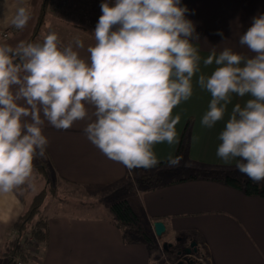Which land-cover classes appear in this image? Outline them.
<instances>
[{"label":"clouds","instance_id":"clouds-1","mask_svg":"<svg viewBox=\"0 0 264 264\" xmlns=\"http://www.w3.org/2000/svg\"><path fill=\"white\" fill-rule=\"evenodd\" d=\"M100 7L87 59L76 50L84 47L79 38L65 45L52 31L15 46L0 37V194L32 186L33 161L49 144L46 123L68 130L88 120L84 134L108 159L130 172L157 167L154 145L178 142L173 110L192 97L194 77L211 94L202 126L228 116L217 157L264 182V14L239 38L252 56L213 48L202 58L181 0H104ZM30 19V6L19 0L12 27L23 30ZM201 64L215 67L206 75ZM233 96L250 98L229 113ZM182 159L169 155L165 163L175 168Z\"/></svg>","mask_w":264,"mask_h":264},{"label":"crops","instance_id":"crops-1","mask_svg":"<svg viewBox=\"0 0 264 264\" xmlns=\"http://www.w3.org/2000/svg\"><path fill=\"white\" fill-rule=\"evenodd\" d=\"M25 2L30 6L33 0ZM18 3L19 0H0V37L7 39L20 31L11 25ZM90 3L95 9L101 5L93 0ZM181 6L189 9L186 18L194 23L199 34V40L193 43L202 58L213 48L217 54L231 48L246 56L253 55L246 46L240 45L239 38L251 26L254 16L264 14V0H181ZM90 15V10L85 12L86 19L90 20ZM9 29L13 30L4 37L3 31ZM217 31L223 32V38L215 34ZM74 38L83 42L84 47L76 50L87 59V48L95 43L93 35L76 34ZM201 67L209 75L215 65L204 68L201 64ZM197 78L193 79L192 97L173 110V116L180 117L176 125L178 142L156 144L153 150L161 162L166 161L169 155L176 156L186 135L189 137L187 166L233 169L236 161L225 164L216 155L221 143L218 135L228 116L211 129L202 126L201 119L211 94L199 89ZM249 98L233 96L228 112L236 103L243 105ZM88 122H76L68 130L45 124L44 135L49 140L46 155L54 176L81 186L124 185L131 172L108 159L87 139L83 129ZM135 189L138 206L130 203L134 209L138 207L140 217L152 230L153 223L162 220L167 233L195 239L207 257V264H264V197L250 196L207 179L182 181L153 190ZM27 202L30 201L26 198L23 201L17 190L0 194V264H7V258L2 256L5 238L11 234ZM48 218V241L36 256L39 264H154L147 245L125 243L121 231L105 217L58 214Z\"/></svg>","mask_w":264,"mask_h":264},{"label":"rangeland","instance_id":"rangeland-1","mask_svg":"<svg viewBox=\"0 0 264 264\" xmlns=\"http://www.w3.org/2000/svg\"><path fill=\"white\" fill-rule=\"evenodd\" d=\"M98 1L100 3L103 2V0ZM90 2L91 0H52L45 22L38 26L42 0H33L30 4L31 19L29 20L27 27L17 33H12L10 38H7L6 40L15 46L18 42L27 41L35 34L37 40L42 42L43 37L48 32L52 31L58 34V37L63 44H68L75 39L74 37H76V34L88 36V34L93 33L98 19L102 15L100 7L95 9L91 6ZM110 4L114 3L111 2ZM89 10L92 12V15L89 16L90 20L86 19L85 16V12ZM82 29L84 31H82ZM187 162V158H183L180 165L185 167ZM48 166L47 155L35 159L33 161L34 179L31 181L32 186L28 187L25 185L22 188L17 189V192L25 195L27 201H31L37 193L46 189L48 191V197L45 200V212L49 216L64 214L68 216L92 215L103 217L106 214L109 204L119 199H127L129 203L131 202L134 206H138L135 188L137 187L140 189L137 183V179L142 175L140 173L136 174L134 171L130 173L128 181L131 182L132 186L128 187V183H124V185H122V183L110 187L81 186L55 177L52 169ZM44 170L47 172L46 174L44 173ZM232 170L234 176L239 178L244 177L235 166ZM44 174L47 175V177ZM137 208L138 207L134 210L139 214ZM15 235H17V232L13 227L11 234L9 233L5 238V243L8 239H14L16 237ZM175 237L176 235H174V233L166 232L160 238V248L152 253L154 264H176L178 262L177 258L169 256V254L163 249V241L173 242L175 241ZM183 238L184 240H190V237L187 236H183ZM25 246L33 253V256H37L38 253L44 249V246L37 249H33L28 244ZM5 250L6 248L4 244L2 250V256L4 257H6L4 254ZM199 251L201 255L199 256L198 264H207L206 255L202 250L199 249Z\"/></svg>","mask_w":264,"mask_h":264},{"label":"trees","instance_id":"trees-1","mask_svg":"<svg viewBox=\"0 0 264 264\" xmlns=\"http://www.w3.org/2000/svg\"><path fill=\"white\" fill-rule=\"evenodd\" d=\"M93 1L100 3L98 0ZM51 3L52 0H42L38 26L45 22ZM27 41L36 42L38 40L34 34ZM188 138L186 135H184V139L182 137L176 155L187 158ZM133 171L136 174H142L137 179L138 186L141 190H153L158 187L187 180L207 179L221 182L250 196L264 197V182L255 184L246 176L239 178L232 174V169L222 166L200 165L196 167H182L180 165L179 167L170 168L166 165L165 161H162L153 169L145 170L141 168ZM151 171L154 172L152 173ZM44 173L46 174L47 172L44 170ZM45 176L47 177V175ZM125 183H128L127 187L132 186L128 179ZM20 196L25 201V195L20 194ZM47 197L48 191L43 189L30 202L26 203L25 210L13 226L17 232L16 237L14 239H8L5 243L6 250L4 254L7 258V264H14L17 257H20L25 264H39L36 260V255L33 256V253L25 245L28 244L33 249H37L47 244L49 236V218L45 212V200ZM103 217L107 218L121 231L125 243H143L148 246L152 253L160 248L161 237L156 236L152 227L136 213L127 199L113 201L109 204L106 214Z\"/></svg>","mask_w":264,"mask_h":264},{"label":"flooded vegetation","instance_id":"flooded-vegetation-1","mask_svg":"<svg viewBox=\"0 0 264 264\" xmlns=\"http://www.w3.org/2000/svg\"><path fill=\"white\" fill-rule=\"evenodd\" d=\"M193 239L184 240L182 236L175 237V241H168L167 246H164L166 241H163V249L169 256L177 258L178 261H184V264H198L200 251L199 248L197 251L192 248L191 252H189V247L193 242Z\"/></svg>","mask_w":264,"mask_h":264},{"label":"water","instance_id":"water-1","mask_svg":"<svg viewBox=\"0 0 264 264\" xmlns=\"http://www.w3.org/2000/svg\"><path fill=\"white\" fill-rule=\"evenodd\" d=\"M153 227H154V232L156 234L157 237H162L164 235V233L167 232V226L165 224L164 221L162 220H157L153 223ZM167 242L164 244V246H167ZM192 248H194L196 251L198 249V242L197 241H193L189 247V252H191ZM176 264H184V261L180 260L178 261Z\"/></svg>","mask_w":264,"mask_h":264},{"label":"built area","instance_id":"built-area-1","mask_svg":"<svg viewBox=\"0 0 264 264\" xmlns=\"http://www.w3.org/2000/svg\"><path fill=\"white\" fill-rule=\"evenodd\" d=\"M7 35L8 33H4V36H7ZM14 264H25V263L20 257H17Z\"/></svg>","mask_w":264,"mask_h":264},{"label":"bare ground","instance_id":"bare-ground-1","mask_svg":"<svg viewBox=\"0 0 264 264\" xmlns=\"http://www.w3.org/2000/svg\"><path fill=\"white\" fill-rule=\"evenodd\" d=\"M11 30H13V29H11ZM11 30H10V29H9V30H5V31L3 32V36H4V33H9ZM7 36H8V35H7ZM7 36H4V37H7Z\"/></svg>","mask_w":264,"mask_h":264}]
</instances>
